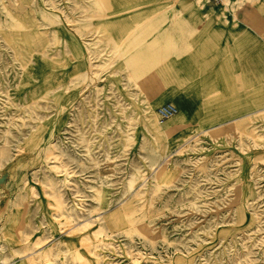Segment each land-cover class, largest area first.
<instances>
[{"label":"rangeland","instance_id":"obj_1","mask_svg":"<svg viewBox=\"0 0 264 264\" xmlns=\"http://www.w3.org/2000/svg\"><path fill=\"white\" fill-rule=\"evenodd\" d=\"M80 255L264 264V0H0V264Z\"/></svg>","mask_w":264,"mask_h":264},{"label":"bare ground","instance_id":"obj_2","mask_svg":"<svg viewBox=\"0 0 264 264\" xmlns=\"http://www.w3.org/2000/svg\"><path fill=\"white\" fill-rule=\"evenodd\" d=\"M156 33H164V32H160V30H156V32L153 35H155ZM228 122L231 123L233 122V120H230ZM212 128L213 127L209 129H205L203 132H207L211 130ZM52 205H56V206L58 205V202L55 198H52ZM75 205L77 206L78 211H80L82 208L81 201L78 200L75 203ZM123 205L124 206H122L120 209V217L114 223L108 222L107 224H105L104 219L101 218L98 224L95 225L94 227L91 226L93 224L92 220H85V221L82 220V221L77 222V224L75 225L73 222L74 219H72V213H69L68 215L65 216V221L62 222L63 227H66L65 230L67 234L69 235L78 234V235H81L82 237H87V238L92 237V236H99L104 240H112V237L110 236V234L114 232V228H116L117 226L116 223H118L119 221H123L125 219L129 225H133L135 221V217H134L135 210H133L134 208H132V206L128 204H123ZM41 247H42V243L40 241L34 242L32 249L30 251L23 253L21 257L28 255L30 253H33L35 251H38ZM20 252H24V250H21ZM77 260L80 261L77 264H89V261L84 255L78 256Z\"/></svg>","mask_w":264,"mask_h":264},{"label":"built area","instance_id":"obj_3","mask_svg":"<svg viewBox=\"0 0 264 264\" xmlns=\"http://www.w3.org/2000/svg\"><path fill=\"white\" fill-rule=\"evenodd\" d=\"M212 1V3H214V4H217V3H220L222 0H211ZM162 114H164L165 115V113H169V111H167L166 109H163L162 108Z\"/></svg>","mask_w":264,"mask_h":264}]
</instances>
